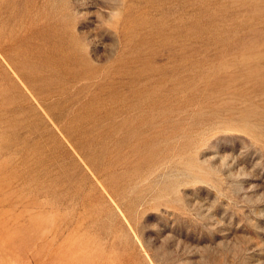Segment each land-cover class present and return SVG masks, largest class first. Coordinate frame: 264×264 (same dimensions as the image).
<instances>
[{"label": "rangeland", "instance_id": "rangeland-1", "mask_svg": "<svg viewBox=\"0 0 264 264\" xmlns=\"http://www.w3.org/2000/svg\"><path fill=\"white\" fill-rule=\"evenodd\" d=\"M0 264H264V0H0Z\"/></svg>", "mask_w": 264, "mask_h": 264}]
</instances>
